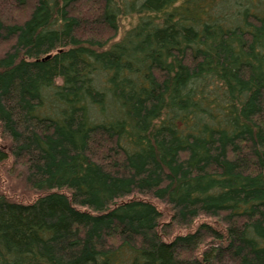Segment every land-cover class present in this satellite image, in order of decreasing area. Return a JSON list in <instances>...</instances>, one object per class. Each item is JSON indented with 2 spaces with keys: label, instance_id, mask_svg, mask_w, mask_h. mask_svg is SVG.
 I'll list each match as a JSON object with an SVG mask.
<instances>
[{
  "label": "trees",
  "instance_id": "16d2710c",
  "mask_svg": "<svg viewBox=\"0 0 264 264\" xmlns=\"http://www.w3.org/2000/svg\"><path fill=\"white\" fill-rule=\"evenodd\" d=\"M0 264H264V0H0Z\"/></svg>",
  "mask_w": 264,
  "mask_h": 264
},
{
  "label": "rangeland",
  "instance_id": "374dc122",
  "mask_svg": "<svg viewBox=\"0 0 264 264\" xmlns=\"http://www.w3.org/2000/svg\"><path fill=\"white\" fill-rule=\"evenodd\" d=\"M2 175L3 182L1 191L13 201L31 203L38 197L34 191L27 187L24 178L21 176L20 169L15 167L13 161L3 165ZM160 208L165 214L164 222L170 223L171 213L168 211L167 206L160 205ZM204 220L207 221L208 219H201V221ZM176 232L182 233V230L177 229Z\"/></svg>",
  "mask_w": 264,
  "mask_h": 264
}]
</instances>
